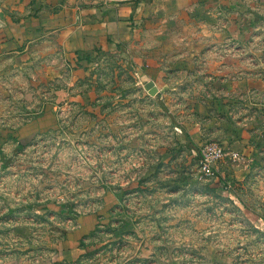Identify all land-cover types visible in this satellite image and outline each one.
Masks as SVG:
<instances>
[{"label":"rangeland","instance_id":"374dc122","mask_svg":"<svg viewBox=\"0 0 264 264\" xmlns=\"http://www.w3.org/2000/svg\"><path fill=\"white\" fill-rule=\"evenodd\" d=\"M160 36L164 60L108 54L75 84L71 68L52 84L37 69L5 73L0 61V264H264V157L242 153L204 176L182 127L209 124L216 99L229 98L199 80L204 64L174 60L183 52L180 33ZM247 61L237 60L236 71ZM161 73L173 78L167 91L155 81ZM58 90L68 92L54 109L59 128L21 145L13 136L56 103ZM236 103H223L220 116L243 124L254 114L243 96ZM109 190L121 203L68 248L78 218L102 211Z\"/></svg>","mask_w":264,"mask_h":264},{"label":"crops","instance_id":"0c3cea01","mask_svg":"<svg viewBox=\"0 0 264 264\" xmlns=\"http://www.w3.org/2000/svg\"><path fill=\"white\" fill-rule=\"evenodd\" d=\"M0 21V61L7 62L3 71L37 69V78L52 84L60 81L63 66L71 68L73 84L85 79L86 65L108 60V54L136 63L164 60L158 52L165 46L160 34L167 39L180 33L177 48L190 51L174 60L204 64L199 80L214 82L216 98L228 96L231 110L237 96H243L246 113L254 114L243 124L220 116L225 102L216 99L218 116L209 124L182 127L188 143L199 153L204 140L224 137L230 146L218 142L241 157H264V0H0ZM241 46L244 57L237 52ZM237 60H248L250 67L237 72ZM172 80L168 73L155 78L165 91ZM60 91L68 97L66 90L57 96ZM61 103H51L54 113ZM219 118H226L227 133ZM117 197L118 205L122 194Z\"/></svg>","mask_w":264,"mask_h":264},{"label":"trees","instance_id":"16d2710c","mask_svg":"<svg viewBox=\"0 0 264 264\" xmlns=\"http://www.w3.org/2000/svg\"><path fill=\"white\" fill-rule=\"evenodd\" d=\"M66 96L64 92L60 91L57 96L56 103H61L65 100ZM53 104H47L41 114H37L34 120L25 125L24 128H20L13 138L17 140L21 145H25L30 141V138L37 134L38 132H46L49 129H58L59 128V120L57 119L55 113L52 111ZM105 207L102 211L87 215H82L78 219L81 222V230L79 232H75L73 235H69L68 242H66V246L76 247L77 243L81 236L86 235L92 232L95 227L101 223L99 219L101 214L108 215L107 211L111 210L117 204V194L113 191L109 190L104 197ZM63 207L60 206V209ZM64 209V208H63ZM69 213V212H68ZM73 244V245H72Z\"/></svg>","mask_w":264,"mask_h":264},{"label":"built area","instance_id":"2783aa9c","mask_svg":"<svg viewBox=\"0 0 264 264\" xmlns=\"http://www.w3.org/2000/svg\"><path fill=\"white\" fill-rule=\"evenodd\" d=\"M201 168L205 177L213 175L216 164L227 160H239L241 155L238 151L231 150L221 142L209 140L199 146Z\"/></svg>","mask_w":264,"mask_h":264},{"label":"water","instance_id":"95a60500","mask_svg":"<svg viewBox=\"0 0 264 264\" xmlns=\"http://www.w3.org/2000/svg\"><path fill=\"white\" fill-rule=\"evenodd\" d=\"M4 25V23H2L1 21H0V26H3Z\"/></svg>","mask_w":264,"mask_h":264}]
</instances>
